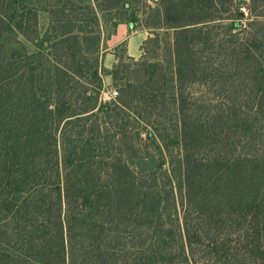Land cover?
<instances>
[{
  "label": "trees",
  "instance_id": "obj_1",
  "mask_svg": "<svg viewBox=\"0 0 264 264\" xmlns=\"http://www.w3.org/2000/svg\"><path fill=\"white\" fill-rule=\"evenodd\" d=\"M87 1L0 0V264H264V0ZM105 7L150 33L118 107Z\"/></svg>",
  "mask_w": 264,
  "mask_h": 264
},
{
  "label": "rangeland",
  "instance_id": "obj_2",
  "mask_svg": "<svg viewBox=\"0 0 264 264\" xmlns=\"http://www.w3.org/2000/svg\"><path fill=\"white\" fill-rule=\"evenodd\" d=\"M76 4H78L79 6L82 4H86L88 1L87 0H75ZM159 0H146V4L149 6H154L157 4ZM51 2L53 4L57 3V0H51ZM93 2V0H92ZM236 2H240L241 4L245 3V6L247 7V14L242 15L243 16V28H246L247 25L252 21L251 20V4H250V0H236ZM95 5V3H94ZM242 7L244 5H241ZM142 7V6H140ZM221 8V7H220ZM225 8V11L219 14H224L225 18H233L236 17L234 16L235 14H230V7H223ZM98 16L100 18V32H101V36H102V46H101V58H100V70L102 73V85L100 88V95L103 91H105V93H109V92H113V91H117L118 92V96L116 97L115 100H112L110 102H103L100 101L101 104H110L113 106H120L119 105V98L123 95L122 93V89L126 88L128 84H131L133 86H136L138 89H140V84L142 82H145L146 77H145V66L143 64H141V58H143V54L144 51H142V56L140 59L133 61L132 58H130L128 56L127 53V48L125 44H122L121 46H119L118 48H116L113 51H106L107 49V40L110 38V36L115 32L116 28H117V19H114L116 12H118V10H112L110 7H105L102 10L100 9H96ZM112 10V11H111ZM102 14H104L105 16H107L108 18L106 20L102 19ZM110 18V19H109ZM144 16H140L139 19L141 22L138 21V24H142ZM254 20V19H253ZM47 23V19L44 17V19H42V27L44 28L45 25ZM241 30H235V32H241ZM44 29H42L43 32ZM133 30H139V28H135L133 27ZM219 34H223L222 36H219L223 41H226L228 39L231 40L230 36H229V32L226 31H219ZM19 39V41H21V43H23L27 48L34 50L35 48L32 47L31 44H29L28 42H26L23 38H21L20 36H16L14 37L13 35H5L2 38V44H6L7 46H11V44H13L15 42V40ZM147 51V50H146ZM116 56L118 54V56L121 58L120 62L117 61L116 59V64L111 68V69H106L105 68V57L107 56L108 53H112ZM150 54V53H149ZM149 56V55H148ZM117 58V57H116ZM150 62L151 61V57H146L143 62ZM116 67V69H115ZM103 69H105L106 71L103 72ZM116 78V79H115ZM199 95L203 94V91L201 92H197ZM99 95V97H100ZM109 95V94H108ZM127 100V98H126ZM112 107V106H111ZM169 114H168V119H163L161 117H159L158 115V110H156L154 112L153 118L151 120V123H155L156 126H161V123L163 122L164 124L168 125L169 123H171L170 120V116L173 115L174 111H172L171 108H169ZM131 113H127V114H121L114 122L119 125L120 127L123 126V124L126 125H131V123L133 122L131 116ZM160 128V127H158ZM144 132V130H143ZM130 131H127V140H126V144H127V148H129V152L127 154H130V156L134 155L136 153V149L138 147H136V142L133 139V134H129ZM133 133V132H132ZM172 134L175 133V130L172 129L171 131ZM121 138H123V134H120L117 139L121 140ZM123 140V139H122ZM143 140V146H144V150L146 153L148 152H155L153 150V144L151 142V140H149L146 136V133L144 132V136L142 138ZM148 145V146H147ZM180 210H182V206L180 207ZM204 231H198V233H196V235H202L205 236V234H208L210 236H225L227 233L223 230H218V231H211V233H203ZM210 232V231H209ZM144 236H148L147 233Z\"/></svg>",
  "mask_w": 264,
  "mask_h": 264
},
{
  "label": "crops",
  "instance_id": "obj_3",
  "mask_svg": "<svg viewBox=\"0 0 264 264\" xmlns=\"http://www.w3.org/2000/svg\"><path fill=\"white\" fill-rule=\"evenodd\" d=\"M134 25L130 23H120L115 32L107 40L106 51H113L122 44L126 45L128 56L138 60L142 56V47L149 38L150 33L146 29L133 30ZM116 56L108 53L105 57V68L111 69L116 64Z\"/></svg>",
  "mask_w": 264,
  "mask_h": 264
},
{
  "label": "built area",
  "instance_id": "obj_4",
  "mask_svg": "<svg viewBox=\"0 0 264 264\" xmlns=\"http://www.w3.org/2000/svg\"><path fill=\"white\" fill-rule=\"evenodd\" d=\"M239 11H240L241 15H244V14L246 15L247 14V7L245 5L243 7L241 6L239 8ZM117 96H118L117 91H113V92H109V93H105V91H103L101 94V101H103L104 103L110 102L112 100H115Z\"/></svg>",
  "mask_w": 264,
  "mask_h": 264
}]
</instances>
